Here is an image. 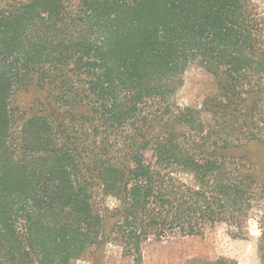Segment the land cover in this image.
I'll use <instances>...</instances> for the list:
<instances>
[{
  "label": "trees",
  "instance_id": "trees-1",
  "mask_svg": "<svg viewBox=\"0 0 264 264\" xmlns=\"http://www.w3.org/2000/svg\"><path fill=\"white\" fill-rule=\"evenodd\" d=\"M194 64L202 107L175 96ZM36 84L44 108L13 99ZM264 17L254 0H0V264H73L261 213ZM149 153L151 156H147ZM190 178V179H188Z\"/></svg>",
  "mask_w": 264,
  "mask_h": 264
},
{
  "label": "rangeland",
  "instance_id": "rangeland-1",
  "mask_svg": "<svg viewBox=\"0 0 264 264\" xmlns=\"http://www.w3.org/2000/svg\"><path fill=\"white\" fill-rule=\"evenodd\" d=\"M254 1L264 17V0ZM217 90L215 76L201 65L194 64L186 72L185 84L175 99L182 106L202 107L206 97ZM49 98L46 88L32 84L16 92L13 104L31 113L44 108ZM249 151L264 168V143H250ZM260 217L261 213L256 211L249 223L250 234L245 238L233 237L224 224L193 236L152 238L143 246L144 264H264ZM73 264H133V260L122 246L109 243L91 248Z\"/></svg>",
  "mask_w": 264,
  "mask_h": 264
}]
</instances>
